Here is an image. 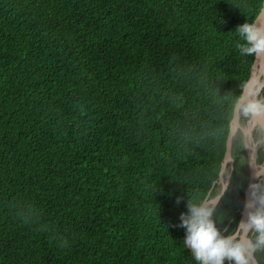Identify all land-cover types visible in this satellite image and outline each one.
<instances>
[{
  "label": "trees",
  "instance_id": "1",
  "mask_svg": "<svg viewBox=\"0 0 264 264\" xmlns=\"http://www.w3.org/2000/svg\"><path fill=\"white\" fill-rule=\"evenodd\" d=\"M263 4L0 0V264H197L180 215L220 191L255 61L237 27ZM237 139L225 236L245 205ZM258 194L264 209V175Z\"/></svg>",
  "mask_w": 264,
  "mask_h": 264
},
{
  "label": "clouds",
  "instance_id": "2",
  "mask_svg": "<svg viewBox=\"0 0 264 264\" xmlns=\"http://www.w3.org/2000/svg\"><path fill=\"white\" fill-rule=\"evenodd\" d=\"M237 30L244 42L240 45L244 53L264 56V23L259 22V13L251 22L246 20L238 25ZM255 86L253 81L245 85L236 106L246 115L264 119V105L252 99ZM212 214L213 209L206 204H193L187 213L180 215L178 226L185 230L184 244L191 248L197 264H225L226 260L233 264H253V253L264 248V209L251 212L247 221L241 222L239 230L227 236L221 234ZM250 230L255 231V240L247 238Z\"/></svg>",
  "mask_w": 264,
  "mask_h": 264
},
{
  "label": "water",
  "instance_id": "3",
  "mask_svg": "<svg viewBox=\"0 0 264 264\" xmlns=\"http://www.w3.org/2000/svg\"><path fill=\"white\" fill-rule=\"evenodd\" d=\"M262 9H264V4H263ZM259 22L264 23V11H261L259 13ZM260 79H263V81H264V56H255V61L252 65L251 75H250V79L248 80V82L253 81L254 86L256 84L255 91L252 94V99L256 102H258L259 98L257 100V97L255 96V92L257 89L258 81ZM244 92H245V87H244V90H243L241 95H243ZM258 103H260L261 105H264V102L261 103L259 101ZM242 113H243V111L238 109L237 106H235L234 116H233V119L231 121L230 132H229V136L227 139L226 153H225V157H224V160L222 163V170H221L219 179L214 183V186L215 185H221L222 186L221 190L214 197L208 196L205 199V201L201 204V205L206 204L207 206L212 205V209L214 210L216 208V206L221 202L225 193L227 192L229 185H230L232 175H233V171H234V163H235V159L233 156L234 140L236 138L237 131L239 129H242V131L244 132L243 142H244L247 150H249V152H250V161H251V168L252 169H251V178H250L249 184L246 186V190H245V205H244V208L242 210L243 217H242L239 225L241 224V222L246 221V219L248 218V216L251 212L256 211L258 208L261 209L260 203H258V204L256 203V197L260 198V196L258 194V182H259V179L261 178V176L264 175V163L256 165L257 153H256L255 158L253 156H251V149H252L251 144H253L251 133L253 131V128H250L248 126V124L251 120H255V122H257L256 126L260 127V130L264 132V119H256V118H253L252 116H250V118L247 120V122H248L247 125L242 126L241 125ZM248 135H250V138H251V139L249 138V140L247 138ZM228 166H229V171L225 176V172H226V169ZM238 230H239V226H238L237 231ZM249 234L251 235V230L246 234L247 238L251 239ZM188 248L191 250L190 247H188ZM253 264H260L258 262L257 258L255 257L254 253H253Z\"/></svg>",
  "mask_w": 264,
  "mask_h": 264
},
{
  "label": "rangeland",
  "instance_id": "4",
  "mask_svg": "<svg viewBox=\"0 0 264 264\" xmlns=\"http://www.w3.org/2000/svg\"><path fill=\"white\" fill-rule=\"evenodd\" d=\"M258 98H259V101L261 103L264 102V88H263L262 93H260L258 95ZM247 123H248L247 120L242 118L241 125L242 126H246ZM256 125H257V123L251 125V128H253V131H252L251 134H252V141H253L254 147H253V144H251V145H252L253 149L256 150V153H257L258 147L261 146V145L264 146V132L261 131L260 127H258ZM236 138L240 139L241 144L243 145V149H242V154H243V177H244L245 186H247L249 184V181H250V178H251V169L252 168H251V161H250V152H249V150H247V148H246V146H245V144L243 142L244 132L242 131V129H239L237 131ZM257 164L258 165L261 164V163L258 162V159H256V165ZM228 171H229V166L226 169L225 176L228 173ZM221 187L222 186L219 185V190H221ZM208 207L212 208V205H209Z\"/></svg>",
  "mask_w": 264,
  "mask_h": 264
},
{
  "label": "bare ground",
  "instance_id": "5",
  "mask_svg": "<svg viewBox=\"0 0 264 264\" xmlns=\"http://www.w3.org/2000/svg\"><path fill=\"white\" fill-rule=\"evenodd\" d=\"M263 88H264V81H263V79H260V80L258 81L257 89H256V92H255V96L257 97V100H258V95H259L260 93H262ZM258 102H259V100H258ZM255 123H257V122H255V120H251V121L249 122L248 126L251 128V125H252V124H255ZM7 125H8V124H7ZM247 138H248V140H249L250 135H248ZM250 139H251V138H250ZM251 147H252V146H251ZM253 147H254V144H253ZM253 147H252V149H251V156H253V157L255 158V157H256V150H254ZM256 159H257V157H256ZM256 203H257V204L260 203V198H259V197H256ZM247 219H248V218H247ZM247 219H246V221H247Z\"/></svg>",
  "mask_w": 264,
  "mask_h": 264
},
{
  "label": "flooded vegetation",
  "instance_id": "6",
  "mask_svg": "<svg viewBox=\"0 0 264 264\" xmlns=\"http://www.w3.org/2000/svg\"><path fill=\"white\" fill-rule=\"evenodd\" d=\"M243 210V209H242ZM242 217H243V214H242V212H241V218H240V221H241V219H242ZM239 226V225H238ZM252 231L253 230H251V234H252ZM250 235V234H249ZM250 237H251V235H250Z\"/></svg>",
  "mask_w": 264,
  "mask_h": 264
}]
</instances>
